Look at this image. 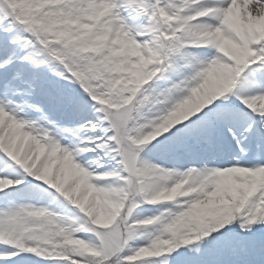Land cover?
<instances>
[{
    "label": "snow or ice",
    "instance_id": "1",
    "mask_svg": "<svg viewBox=\"0 0 264 264\" xmlns=\"http://www.w3.org/2000/svg\"><path fill=\"white\" fill-rule=\"evenodd\" d=\"M0 264H264V0H0Z\"/></svg>",
    "mask_w": 264,
    "mask_h": 264
}]
</instances>
